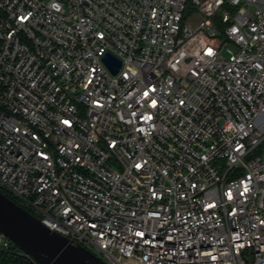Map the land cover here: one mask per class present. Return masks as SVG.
Listing matches in <instances>:
<instances>
[{
    "label": "built area",
    "instance_id": "obj_1",
    "mask_svg": "<svg viewBox=\"0 0 264 264\" xmlns=\"http://www.w3.org/2000/svg\"><path fill=\"white\" fill-rule=\"evenodd\" d=\"M0 189L104 264H264V0H0Z\"/></svg>",
    "mask_w": 264,
    "mask_h": 264
},
{
    "label": "water",
    "instance_id": "obj_2",
    "mask_svg": "<svg viewBox=\"0 0 264 264\" xmlns=\"http://www.w3.org/2000/svg\"><path fill=\"white\" fill-rule=\"evenodd\" d=\"M102 62L116 73L119 63L109 55ZM0 233L34 264H104L87 249L48 231L26 210L0 193Z\"/></svg>",
    "mask_w": 264,
    "mask_h": 264
},
{
    "label": "trees",
    "instance_id": "obj_3",
    "mask_svg": "<svg viewBox=\"0 0 264 264\" xmlns=\"http://www.w3.org/2000/svg\"><path fill=\"white\" fill-rule=\"evenodd\" d=\"M216 15H215V17L213 18V21H215V25H217V23H216ZM218 26V25H217ZM0 193L1 194H4V192L0 189ZM6 196V195H5ZM8 199H10L12 202H14L16 205H18V206H20V204L18 203V202H16L14 199H12L11 197H9V196H6Z\"/></svg>",
    "mask_w": 264,
    "mask_h": 264
},
{
    "label": "rangeland",
    "instance_id": "obj_4",
    "mask_svg": "<svg viewBox=\"0 0 264 264\" xmlns=\"http://www.w3.org/2000/svg\"><path fill=\"white\" fill-rule=\"evenodd\" d=\"M92 254H94V255H97L96 253H95V251L92 249V248H90V247H86Z\"/></svg>",
    "mask_w": 264,
    "mask_h": 264
},
{
    "label": "snow or ice",
    "instance_id": "obj_5",
    "mask_svg": "<svg viewBox=\"0 0 264 264\" xmlns=\"http://www.w3.org/2000/svg\"><path fill=\"white\" fill-rule=\"evenodd\" d=\"M145 95H147V93ZM153 105H155V101H153ZM65 123H68V122L65 121ZM137 167H139V165H137ZM141 235H142V233H141Z\"/></svg>",
    "mask_w": 264,
    "mask_h": 264
}]
</instances>
